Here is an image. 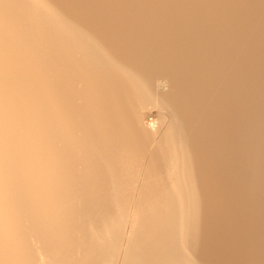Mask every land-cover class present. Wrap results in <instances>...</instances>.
<instances>
[{"label": "bare ground", "instance_id": "6f19581e", "mask_svg": "<svg viewBox=\"0 0 264 264\" xmlns=\"http://www.w3.org/2000/svg\"><path fill=\"white\" fill-rule=\"evenodd\" d=\"M138 176L121 264H264V0H0V264H38L27 225L39 264H111Z\"/></svg>", "mask_w": 264, "mask_h": 264}, {"label": "rangeland", "instance_id": "374dc122", "mask_svg": "<svg viewBox=\"0 0 264 264\" xmlns=\"http://www.w3.org/2000/svg\"><path fill=\"white\" fill-rule=\"evenodd\" d=\"M65 38H68V37H65ZM89 53H91L90 55H93L91 49H90V51L87 50V52H86V54L88 56H90ZM105 66H108V64L105 63ZM109 67H111V66H109ZM120 73L123 74V76L125 78L127 77V79H131V76H130V74L128 72H125L123 70L121 72V70H120ZM164 81H166V88L164 90H162L160 87H158V85L162 86ZM149 86H150L148 88V90H150L149 94H147L146 96H144L146 93L139 94V95L142 96V97L140 96V98H139V95L137 94V96H136L137 99L136 100L138 101L137 102L138 105L135 108V111H136V114H137L136 115L137 116V121H139L140 123H142L145 126L146 131L151 135V137L153 139H159V138L162 137V134L165 133V129H166V131H168V128H166V127H168V123H170L169 110L167 108H165L160 103V101H161L160 96L162 94H165L166 92H168L170 90V81H169V79H168V77L166 75L158 74V75L154 76V78L152 79V84L149 85ZM156 94L159 95V96H157ZM154 95H156V96L154 97ZM145 100H146V102H145ZM141 101H143V102H141ZM150 107L155 108L157 110V117L155 119L156 120L155 122L158 125V131L156 133H152V132L148 131L147 128H146V125H149V124H147L145 122V120H150L151 119V118L147 117V114L149 112H151V111H155L154 109H150ZM169 130H170V127H169ZM180 145L181 144H179V147L182 146V145L181 146ZM143 183H144V180H143V178L141 176H138V178L133 181L132 186H131V190H132V194H133L134 197L131 199L132 202H130V213H129V209H128V211H127L128 214H126V216H128V217L127 218L125 217V219L121 223L120 227L115 228L113 230L114 235L119 239V244L114 248V255L111 257V259L112 260L114 259V260L113 261L111 260V262H112L111 264H121V261L123 259L124 252H125V248H124L125 242L127 240H131V239L135 238L134 235L132 234L131 230H130V227L133 224L132 216H130V215H132L133 211L136 209V207L138 205L137 204L139 202V200H138L139 199L138 192H139V189L141 188V186L143 185ZM136 191H137V193H136ZM135 194H137V195H135ZM136 196L138 197V199H137ZM74 197L76 198L75 199L76 202H78V204L80 205L79 206L77 204L78 205L77 210L79 212L82 209V206H81L82 204H80V202L83 203L82 200H81L82 197L81 196L79 197L78 194L76 196H74ZM92 197H90V198H92ZM70 200H73V198L71 197ZM80 213L81 212H79V214ZM77 222L78 223L81 222L80 221V216H79V219H78ZM78 223H76L75 227H74V229L77 227L76 228L77 235L79 234L78 226H76ZM24 230H25V232H26V234L28 236L29 242H30L31 247H32L31 248L32 259H34V261L39 264V262H38V260H39L38 259L39 258L38 253L39 252H37L39 250V248H40L39 247L40 245H39V242H38L39 237H38L37 233L31 228L30 225L29 226L27 225ZM77 235L75 236L74 240H76V239L78 240V238L81 239V236H80L81 234L78 235L79 237H77ZM81 241H83L82 242L83 244H80ZM139 241H140V243H142V240H139ZM85 242H86V245H85ZM87 242L90 243L91 241H87L84 238H82L81 240H78V242L76 243L77 244L76 245V247H77L76 250H78V253L81 252V253H79L80 254L79 255L77 253V251H76V257L79 256L78 260L80 259V257H82V254L85 253V252H83L84 251L83 249H85V246H88L87 249L89 250V247L91 245L90 244L87 245ZM87 249H85L86 252H87ZM140 252H141L140 253V258H139V260H137L135 262V264H143L151 256L150 251L148 250V248L146 246H141ZM40 253H41V251H40ZM86 254H85V257L88 255V254L87 255ZM40 257H41V255H40Z\"/></svg>", "mask_w": 264, "mask_h": 264}, {"label": "water", "instance_id": "95a60500", "mask_svg": "<svg viewBox=\"0 0 264 264\" xmlns=\"http://www.w3.org/2000/svg\"><path fill=\"white\" fill-rule=\"evenodd\" d=\"M158 87H160L162 90H164L166 88V81H164V83L161 85H158ZM150 109H154L155 111H151L147 114L148 118H151L150 120H145V122L149 125H146V128L148 131L152 132V133H156L158 131V125L155 122L156 117H157V110L155 108L150 107Z\"/></svg>", "mask_w": 264, "mask_h": 264}]
</instances>
